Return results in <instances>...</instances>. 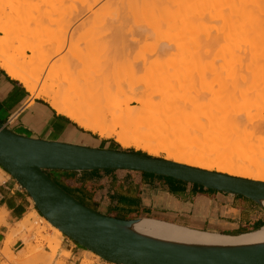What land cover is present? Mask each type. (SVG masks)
<instances>
[{
    "label": "rangeland",
    "instance_id": "1",
    "mask_svg": "<svg viewBox=\"0 0 264 264\" xmlns=\"http://www.w3.org/2000/svg\"><path fill=\"white\" fill-rule=\"evenodd\" d=\"M1 7H5V11L14 17L13 21L19 22L22 26L9 28L11 38L4 41L0 48L14 63L44 68H41L42 75L37 84L39 88L46 80L49 82L53 80L55 83L57 81L69 87L71 85V90L80 88L79 90L101 91L109 88L111 94L123 101V109L140 106L143 113H150L151 110L159 108L157 102L160 97L156 95L167 94L161 71L181 66V73L185 71L184 74L189 80L186 86V97L189 96L190 100L187 99L189 102L202 103L207 95L211 94L213 85L202 84L204 72L200 66L201 59L205 56L204 49L208 47L204 45L208 43L207 38L210 40L209 44L214 40V35L208 37L210 30L214 31V27L216 28L215 24L208 21L209 18H212V21L216 19L213 18L214 13L210 12L211 8L203 10L208 15L205 16L200 9L201 6L195 4H184L179 7L138 4L114 6L102 0H0ZM204 16L209 17L207 21L203 19ZM7 19V16L3 15L0 24L4 25ZM212 24L215 25L213 28ZM206 25L207 28L204 27ZM208 25L211 26L210 30ZM118 30L128 31L129 34L118 40L114 33ZM203 31H207V35ZM2 37L4 33L0 32V38ZM247 43L241 39L237 42L234 86L235 114L240 122L237 133L243 132L245 139L251 143L252 150L244 154L259 153L257 156L263 157L264 161V58L254 57L253 49ZM31 46L36 50L35 58L34 53L29 50ZM126 47L130 50H126L108 64L111 50L127 49ZM104 70H108L106 75L103 74ZM32 94L33 97L44 98L50 103L40 91ZM134 95L143 98L144 101L148 97L153 101L141 105L132 99ZM171 129L173 130L168 126L166 130L168 132ZM82 130L94 134L109 148L133 150L159 158L168 157L165 150L154 153L143 146L126 144L120 141L116 134L104 137L84 128ZM119 131L120 128H117V132ZM194 132L195 125L189 126L187 135ZM0 213L5 215L7 227L5 238L0 242L1 252L5 239L11 230L17 227L18 221L11 225L7 221L6 209L0 208ZM39 215L42 216L40 213ZM32 219L34 224L43 230V235L46 232L45 236H51V232L47 231L39 216H33ZM20 234L13 236L10 243L14 261L21 260L18 264H83L86 260L90 264H111L101 258L98 260L96 256H89L87 249H84L81 255L64 250L66 241L73 247L76 245L75 241L64 234L60 237V248L53 257L48 256L51 249L42 236L28 231L25 234H29L30 240L24 241L23 234ZM36 246H39L38 250L42 249V253L40 250L39 253L47 254L49 259L42 255L40 258L43 259L44 256L45 259V261L41 259L42 262L37 259L39 256L37 258L31 256ZM76 246V251L82 247L79 244ZM21 252L28 253L24 256H29L28 261H22L24 257ZM0 264H8L2 254Z\"/></svg>",
    "mask_w": 264,
    "mask_h": 264
},
{
    "label": "bare ground",
    "instance_id": "2",
    "mask_svg": "<svg viewBox=\"0 0 264 264\" xmlns=\"http://www.w3.org/2000/svg\"><path fill=\"white\" fill-rule=\"evenodd\" d=\"M102 1L114 6L138 4L143 6L179 7L184 4H195V6L204 7V9L200 7L202 12L205 8H211L210 12L214 13L213 18H216H214V21H212V18L205 17L208 16L206 12H203L205 14L201 13L205 15L203 19L207 21L209 18V23L212 22L216 25L215 28V25L212 24V28L215 29L212 30L214 31H211V26L208 25V29L210 28V36L208 35V37L211 38L214 35V40L209 44L210 40L207 38L208 43L205 42L207 45H204L212 50L204 49L206 50L204 51L205 56L201 59L200 64L204 72L201 78L202 84L205 86L212 84L215 87H211V94L207 95L206 98L204 97L202 103L193 104L189 102L187 100L189 96L186 97V86L189 84V80L184 74L185 71L181 73V66L169 67L160 73L167 94L156 95L160 97L157 102L159 108L151 110L150 113H143L140 106L123 109V101L111 94L109 88H104L101 91H86L82 88V90H79L80 88L71 90L72 86L70 84L69 87L57 83V81L55 83L53 80L50 82L46 80L39 88L37 84L44 68L30 66V64L14 63L8 59L1 48L0 65L10 76L24 83L31 93L35 94L40 91L42 95L49 99L53 108L68 116L86 130L104 137L116 134L120 141L126 144L143 146L154 153L165 150L168 153V157L165 159L179 164L264 182L263 157L257 156L259 153L244 154V152L252 149L250 147L251 143L245 139L244 133H237L240 122L235 114L236 97L234 93L238 40L248 42L247 44L253 49L254 57L264 58V0ZM207 12L209 14V10ZM3 15L7 16L8 21L4 25L0 24V32L4 33V37L0 38V47L4 41L11 38L9 28L22 26L19 22L13 21L14 17L5 11V7L0 8V20ZM209 16L211 17V15ZM204 27L207 28V25ZM207 31L203 32H206L207 35ZM114 33L115 38L118 40L129 34L128 31L124 30H118ZM29 50L34 53L35 58V48L31 46ZM126 50L130 49L115 48L111 50L108 64L120 54L125 53ZM107 73L108 70H104L103 74L106 75ZM132 99L141 105L153 101L149 97L145 98L144 101L143 98L137 95H134ZM192 125H195V132L192 135H187L188 127ZM168 126L173 128V130L171 129L172 132L171 130L167 132ZM117 128H120L119 132H117ZM236 150L240 152L237 153ZM0 169V174H4V171H2L4 169L1 166ZM257 199L259 203L261 202L264 205V197H258ZM39 213L36 210L32 211L18 221L17 227L13 228L5 239L4 248L0 254L6 258L8 264H18L21 261L20 259L18 262L14 261L10 246L12 237L19 233L23 234L24 241L30 240L29 234H25L28 231L30 233L34 232L40 237L42 236V239L47 241L51 249L48 256L53 257L57 253L63 232L45 217L40 216ZM33 216H39V220L44 222L47 231L51 232L50 237L45 236L47 235L46 232L45 235L42 234L43 230L37 227L36 223L34 224ZM1 226H6V218L3 213H0ZM118 230L142 240L190 251L234 252L264 247V226L253 232L227 235L195 230L156 219L136 218L130 223L118 226ZM39 246L33 248L31 256L35 258L39 256L37 259L41 260L40 257L44 254H41L42 249H39L41 251L39 253ZM87 252L89 256H96L100 260L98 254L90 250H87ZM21 253L24 257L26 252ZM44 256L46 257L47 254ZM44 256L42 260L49 259L48 256L44 259ZM28 257H24L22 261H28ZM83 264L90 263L86 260Z\"/></svg>",
    "mask_w": 264,
    "mask_h": 264
},
{
    "label": "crops",
    "instance_id": "3",
    "mask_svg": "<svg viewBox=\"0 0 264 264\" xmlns=\"http://www.w3.org/2000/svg\"><path fill=\"white\" fill-rule=\"evenodd\" d=\"M32 95L24 83L0 65V120L8 128L32 138L109 148L46 99ZM2 171L6 183L0 186V208L6 209L8 223L15 225L38 210L29 194ZM96 171H52L50 175L85 205L119 219L150 218L227 235L253 232L264 226V205L241 195L143 172ZM6 230V226L0 227V242ZM76 245L66 241L64 250L84 253L81 247L76 251Z\"/></svg>",
    "mask_w": 264,
    "mask_h": 264
},
{
    "label": "water",
    "instance_id": "4",
    "mask_svg": "<svg viewBox=\"0 0 264 264\" xmlns=\"http://www.w3.org/2000/svg\"><path fill=\"white\" fill-rule=\"evenodd\" d=\"M0 166L29 194L38 211L64 235L115 264H264V247L234 252L176 249L128 235L119 219L85 205L62 188L52 171L129 170L170 177L258 202L264 182L203 170L114 148L24 136L0 120Z\"/></svg>",
    "mask_w": 264,
    "mask_h": 264
},
{
    "label": "built area",
    "instance_id": "5",
    "mask_svg": "<svg viewBox=\"0 0 264 264\" xmlns=\"http://www.w3.org/2000/svg\"><path fill=\"white\" fill-rule=\"evenodd\" d=\"M6 183V180L0 176V186L4 185Z\"/></svg>",
    "mask_w": 264,
    "mask_h": 264
},
{
    "label": "trees",
    "instance_id": "6",
    "mask_svg": "<svg viewBox=\"0 0 264 264\" xmlns=\"http://www.w3.org/2000/svg\"><path fill=\"white\" fill-rule=\"evenodd\" d=\"M128 151L134 152L133 150H128ZM137 153H140V154H145V155H147L146 153H142V152H137ZM76 244H77V243H76ZM81 248H83V247H81ZM83 249H85V248H83Z\"/></svg>",
    "mask_w": 264,
    "mask_h": 264
}]
</instances>
